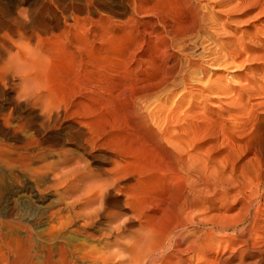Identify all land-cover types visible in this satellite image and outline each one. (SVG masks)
Listing matches in <instances>:
<instances>
[{"label":"bare ground","instance_id":"bare-ground-1","mask_svg":"<svg viewBox=\"0 0 264 264\" xmlns=\"http://www.w3.org/2000/svg\"><path fill=\"white\" fill-rule=\"evenodd\" d=\"M11 1L14 2L15 0H11ZM43 1H45V0H43ZM50 1H55V0H50ZM56 1L58 2V4H61L60 0H56ZM75 1H76L75 5H73L71 3L70 6L68 5L66 7H64L62 5L57 7V6H55V4L53 6H52V4H50L51 7L50 6H48V7H50L52 9V12H53V13H51L52 17H50V19L46 22H41L42 23L41 25L36 24L37 27L33 28L34 30H32L30 28L31 29V30H29L30 34L23 35L22 32H21L22 34L20 32H18V34L12 35L14 31H12L13 25H10L11 23L9 25L12 27H10V26L1 27L0 26L1 27L0 28V141L2 143L0 145V147H1L0 151H1V153H2V151H5L6 153L4 152L3 154L4 155L7 154L8 156H10L11 157V158H9L10 162L13 164H11L9 162H7V163L1 162V163L7 164L5 166H8V163L10 166L16 165V167L19 169L18 171L16 170L17 175L19 174V176H20V173H18V172L25 173V171H28L29 169H30V171L33 170L35 172V171H38L42 168H45V169L47 168V167H45L47 163L45 164L43 162L45 159L42 160V156L45 152L42 153L43 151H38V149H37L38 146H36V144H40L42 142L41 143L42 145L46 144V145L51 146L52 143H54V145L55 144L67 145L69 142L75 143V144L77 143V145H80V147L83 151V155L85 156V159H84L85 163H83V164L91 165V164H94L96 162H105V161L110 162L112 164L110 169H108V172L111 176V179H110L111 181L109 180V183H102L101 182L100 185H97L98 187L95 186L97 182L94 183V185L92 184L93 186H95L97 188H94V187L89 188L88 187L89 189H85L83 187L85 192H87V195H88L86 197V199L89 197V198H91V200H89V201H92V199L93 198L95 199V196H98V195H99L98 197L99 198L101 197V199H102V197H104L105 194L108 195L111 193H114V195H119L121 198L120 202L123 203V205H125V206H128V207L130 206L129 209H132L133 212H135V214L133 215L132 214L133 212L131 211V215H133L134 217H136V215H137V217L139 216L140 219L142 218V220L140 221L142 226L150 232V238H147L144 236L145 238H147L149 240L146 239V240L141 241L139 239V241H141V242L135 241L133 243H131V242L125 243L126 246L124 247V250H126L129 253V255L127 254L128 257L124 258L125 255L123 254L124 255L123 258L124 259L128 258V260L130 259L131 263L139 264L135 260H138L142 254L143 255L145 254V252H147L146 254L148 255V254H150V251L151 252L153 250L155 251V249L162 250L160 247L163 243L164 244L166 243L167 239L164 240L166 238V236L170 235V237H172L171 234L174 233L175 235L173 234L174 236L172 238H174L175 240H171L170 245H169V251H168V253H166V255H162L159 258L156 257V259L157 258L158 259L155 262H154V260H152L153 259L152 256H150L151 259L150 258H148V259H150L152 262H149L150 260H148V259H145L144 262H146V260H148V264H150V263H154V264H196L198 262V260L196 263L193 261V258H194L193 254L195 252L201 251L200 250L201 245L199 246L201 241L199 243V240L197 237L198 234L197 235L195 234V232H196L195 226H197V224L194 223L193 221H189L187 219L185 220V219L181 218V214L183 213L185 207L187 208L188 206H191L193 203H195V200H198L197 197H199L200 193H199V189H197L198 185H199L197 180L199 181V179H196L197 178L196 175L198 174V172H200L199 173L200 176L199 175L198 176H199V178H201V176L204 177L203 176L204 174L201 175L203 172L201 173V171H199V170H198V172L194 171L196 169L195 165L193 163H191L190 161L184 160V158H182L183 156H179L178 154H176V156H174L172 158L166 156L167 159H166V157L164 159L163 155L166 152L163 151V154L160 153L161 150H165V149L161 148L162 146L164 147V143H163L164 140H163V136H162L163 134H160L159 133L160 131L157 130L155 125H157L158 121L155 124V119H154V115L157 116L156 115V111H157L156 105H158V104L154 105L148 111L149 105L147 106V104L145 103L146 101L148 102L149 100H150V102L153 101L151 99L155 98L156 95L159 94L160 89L164 91V92L162 91L164 94H165V90L168 91L169 95L171 93L170 92L171 88H173L171 85L172 84L174 85V83H173V81L171 82V80L169 81V79H170V75H173L172 74L173 72H171L172 67L169 66L168 61L170 60V64H172V63H175L174 59L172 58V54L168 53V54H170V56L167 57L168 61L166 60L167 66H166V69H164L165 73L163 72V69L160 67L162 70V73H163V75H161V77L163 76L162 78H159L160 77V76H158L159 72L157 74V70H160V69H158V67H159L158 66V62H159L158 60L160 58V55L164 57V56H166L167 52H169V51L172 52L176 48V47L174 48V45L175 44L177 45V43H178L177 38L181 37V32H179V31H180V28L182 26V22L180 25L179 24L180 22L179 23L177 22L178 19L176 21V17L174 18L175 21L179 24V25L178 24L177 25L180 26L179 29H178V27H176L179 31H177V29H174V28L171 29L174 26L171 27V25H170L171 23L165 24L166 21H164L165 19L163 18V20H162V21H164L163 26L165 27V29H168V27H169V29L167 31H165L164 27H163V29H161L162 28L161 26L156 25V26H158L159 29H161V32H159V30H158L156 33L155 32L157 30L156 27H155L156 28L155 31L153 29L151 31L150 26L148 28L150 31H144L143 30L141 32L140 30H138V33H135L136 31L133 32L131 30L130 31L124 30L121 32V29H120V31L118 32L117 29L119 30V28L125 27L126 25H129V27H130V24H133V23L135 24V22L138 19L137 20H134V19L136 18V16H138V14L141 15V13H142V15H143L144 13H146L148 15L147 9H150V7H149L150 4L148 6L149 8H146L147 6H144V0H121V1H118L117 4H115V6L113 5L109 9H108V7H109L108 6L107 7V9H108L107 14H106V11H105V14H103V13L100 14L97 11L95 12L92 8L93 6L97 5L100 2V0H99V2H96L97 0L94 1L97 4H95V3L93 4L92 0H78V1L75 0ZM110 1H108V2H110ZM166 1H168V0H166ZM171 1H170V4H171ZM183 1H185V0H183ZM186 1L188 2V0H186ZM34 2H37V1H34V0H16L15 1L16 5L14 7H13L14 4L11 5L10 9H12L11 11H13L18 16H21V13L18 14V12L17 13L15 12L18 5H21V6L26 5L27 8L25 11H27L31 7L32 8H34V7L40 8V6H35ZM40 2H41V0H40ZM40 2H39V4H40ZM101 2H102V0H101ZM145 2H146V0H145ZM189 2H190V6H193L194 3L191 5V1H189ZM195 2L197 3L196 0H195ZM53 3H55V2H53ZM114 3H116V2H114ZM165 3H168V2H165ZM173 3H176V2H173ZM67 4H69V3L67 2ZM111 4H113V3H111ZM163 4H164V2H163ZM170 4H169V7H170ZM186 4L188 5V3H186ZM178 5L180 6V3ZM178 5H177V7L175 5V8H179ZM183 5L184 6L182 7V11L184 12V10L187 7L185 6V4H183ZM197 5H198V3H197ZM1 6H3V4ZM46 7H47V5H46ZM59 7H60V9H58ZM173 7H174V5H173ZM195 7H197V6H195ZM6 8L7 7H5V9ZM23 8H24V6H23ZM183 8H184V10H183ZM201 8H203V7H201ZM2 9L4 12V8H2ZM97 9H99V8H97ZM155 9H156V7H155ZM172 9H174V8H172ZM189 9L186 10V13L191 11V9H190V11H189ZM199 9H200V7H199ZM104 10H106V9H104ZM164 10L166 11V8ZM177 10H179V9H177ZM37 11H39V10H37ZM37 11H35V12H37ZM43 11H44V9H43ZM154 11L156 12V10H154ZM167 11H169V10H167ZM13 12H11L12 15H15ZM27 12H30V11H27ZM170 12L171 11H169V14H170ZM175 12H176V10H175ZM175 12L172 11V13H171L172 15L171 14L170 15L173 16V13H175ZM30 13H32V12H30ZM30 13H28V15ZM48 13H50V12H48ZM159 13H161V12H159ZM165 13H164V15H166ZM176 14H175V16H178ZM184 14H182V15H184ZM188 14H190V13H188ZM22 15L24 16L25 14H22ZM28 15L26 17H28ZM160 15H162L164 17L163 14H160ZM196 15H198V14H196ZM201 15H202V13L200 14V16ZM9 16L10 15H8V18H9ZM41 16H45V15H40V17ZM166 16L168 17V13ZM191 16H192V14L189 17H191ZM114 17H115V19H114ZM116 17H119V18L124 19V20L123 21H117L119 18L116 20ZM179 17H180L179 19H181V16H179ZM194 17L195 16H193V18H189V19H191V21H193V22H196L197 20L194 19ZM19 18L17 20V17H16V21L19 22ZM33 18H35V17H33ZM33 18H31V20L29 22L27 21L25 23V26H28V27H29V25L34 26V23L38 22V21H35ZM45 18L47 19V17H45ZM168 18H170V17H168ZM186 18H188V17L186 16ZM4 19H7V17ZM192 19H194V20H192ZM198 19L202 20L201 17H199ZM7 20L9 21V19H7ZM21 20L24 21L22 19V17H21ZM26 20H28V19L26 18ZM38 20L40 21L41 19H38ZM145 20L148 21V19H145ZM156 20H158V18ZM16 21L14 20V23ZM154 21H152V22H154ZM162 21H159L157 23L162 24ZM175 21H173V23ZM184 21L185 20H183V23H184ZM187 21H188V19H187ZM187 21H185V23ZM10 22L13 23V20ZM152 22L150 23V25L152 24ZM170 22H171V20H170ZM155 23H156V21H155ZM198 23L200 24L202 22L198 21ZM16 24L19 25L21 23H16ZM188 24H190V23H188ZM135 25H134V27H136ZM196 25L198 26V24H196ZM196 25L194 26V31H196L195 30ZM200 25L198 26V28L199 27L203 28V26L202 25L200 26ZM21 26L23 28V24H21ZM146 26H148V25H146ZM184 26H187V25H184ZM189 26H192V25L190 24ZM18 27H20V25ZM129 27H127V28L129 29ZM134 27H133V30H135ZM22 28H21V31H22ZM138 28H139V26H138ZM188 28L190 29V27H188ZM170 29L172 30L173 33H171L169 31ZM18 30H20V29H18ZM184 30L186 31L185 28L183 29V32H184ZM191 30L193 31V28H191ZM166 33H168V35L170 33L171 36H167ZM25 34H26V32H25ZM186 34H184V35L186 36ZM157 35L159 37L162 36V38H161L162 49L159 48L158 45L156 46V44H155V42H159V40H160V38H159L157 41V37H156ZM152 38L153 39L156 38V41L154 42L152 40ZM151 43H152V45H151ZM181 43H183V42L180 40L179 44L181 45ZM160 45H161V43H160ZM181 50H184V49H181ZM179 51H180V49H179ZM175 57H176V54H175ZM178 57L179 56H177L176 58H178ZM162 59H166V57L162 58ZM184 60L186 61L185 58H184ZM184 60L182 59L181 61H184ZM161 61H163V60H161ZM177 61H178V59H177ZM164 63H165V61H164ZM181 63H183V62H181ZM162 64H163V62H162ZM176 64L178 65L177 62H176ZM176 64H173V65H176ZM163 65L165 66V64H163ZM169 71L171 73H169ZM174 79H175V77H174ZM168 85H170L171 87H169ZM161 86L163 89L161 88ZM161 90H160V92H161ZM172 91H174V90H172ZM171 94H173V93H171ZM165 97H166V95H165ZM156 98H158V96ZM169 99H171V98H169ZM122 104H123V106L126 105L128 107L127 109H129V112H131V114L135 113L136 116L139 118H137L136 116L133 117L132 115H128L129 117H131V116L133 117V118L132 117L128 118V119H130L129 121H131V124L128 123L126 120L127 118L123 117L124 115L121 114V113H123L122 110L124 108L122 110L120 109L121 113L118 110V107H122ZM145 104L147 107H145ZM153 104H154V101H153ZM150 107H151V105H150ZM125 109H126V107H125ZM130 109L132 111L135 110V112L132 113V111ZM157 112H159V111H157ZM135 114H133V115H135ZM139 119L143 123L141 125H143L145 127V128H140V129L144 130L143 135L141 133L142 130L140 132V130L137 128L138 127L137 124L140 123V122H138ZM135 123H137L136 124L137 127H136ZM143 126H141V127H143ZM27 132H30L31 134L33 133L31 136H33V135L36 136V138L33 140V141L36 140L35 145L31 146L29 142L27 143L25 141V139H27V137H25V135L23 133H27ZM161 133H163V132H161ZM26 135H28V133ZM28 136H30V135H28ZM27 140L29 141V139H27ZM33 141L31 140V142H33ZM8 143H12V145H10ZM9 146H12V147H9ZM39 146H41V145H39ZM46 147H48V146H46ZM75 147H78V146L75 145ZM49 148H51V147H49ZM57 148L59 149V147H57ZM67 148H69V147H67ZM160 148H161V150H160ZM73 149H74V147H73ZM78 149H80V148H78ZM62 150L67 151L68 149L63 148ZM168 150H169V152H171L170 149H167V151ZM48 152H47L48 154H50V152L53 153V151H48ZM55 152H57V151H55ZM73 152H72V154H73ZM48 154H47V156H48ZM55 154L57 156L58 152ZM55 154H52V155H55ZM67 154H69V152ZM69 155H71V154H69ZM1 156H2V154H1ZM5 156H2V158L3 157L5 158ZM44 156H46V155H44ZM68 158L70 159L71 157H68ZM7 159H5V161H7ZM55 159L58 160L57 158H55ZM63 159H65V158H63ZM71 159H73V158H71ZM50 161H51V159H50ZM52 161H54V159H52ZM41 162L43 163V165L38 164ZM73 162L74 161H72V164H73ZM52 163H53V165H55V162H50L51 165H52ZM59 163L56 164V166L59 165ZM17 164H18V166H17ZM33 165H35V166L38 165V166L33 168L32 167ZM67 165H69V164H67ZM81 165H82V163L80 161V163L77 164V166L79 168H77V166L74 168H77V171L80 172L79 169L81 168ZM83 166L84 165H82V167ZM259 166H260V164H259ZM16 167H15V169H17ZM53 167H52V169H53ZM93 167H94V169L96 168L95 165ZM58 168H59V166H58ZM63 168H65V167H63ZM63 168L61 166V169H63ZM67 168L68 167H66L64 169L67 173H64V170H63V172L59 173L61 175L58 177H56L57 175H55L58 172V171H56L53 174V176L55 175V178L52 176L53 179H51V181L56 180V182H53L54 184H52V186L49 184V186H51L52 188L54 187L55 190H58V189H60L61 185H63V183H64V185H67L68 183L72 184L75 179L80 177L79 175L81 174V172L78 173L77 171H75L76 170L75 169V170H69L71 172L70 173V172H68ZM87 168H88V166H87ZM106 168H105V171H107ZM9 169H11V168H9ZM9 169H7V170H9ZM13 169H11V170H13ZM70 169H71V167H70ZM91 169H93V168H91ZM91 169H90V171H91ZM96 169L98 170V168H96ZM87 170H89V169H87ZM41 171L44 172V170H41ZM41 171H40V173H41ZM81 171L83 173H85L83 170H81ZM52 172H54V170ZM52 172H51L50 176L52 175ZM195 172L197 173L196 175H195ZM10 173H12V172H10ZM45 173L46 172H44V174ZM109 174H107V175H109ZM248 174H249V172H248ZM17 175H16V177H17ZM23 175L24 174H22V176ZM84 175L82 174L81 176L83 177ZM13 176L14 175H12V177ZM87 176H88V174L86 175V177ZM92 176H93V174H92ZM23 177L25 178V176H23ZM38 177H40V175ZM100 177L103 178L102 176H100ZM95 178H97V177H95ZM99 179L100 178H98V181H99ZM36 180H37V178H36ZM79 180H80V178H79ZM39 181H41V180H39ZM39 181H37V182H39ZM88 181H90V180H88ZM48 182H50V181L48 180ZM107 182H108V179H107ZM40 184H42V183H40ZM43 184H45V183L43 182ZM73 184H76V183H73ZM81 184H78V185L81 186ZM87 184H88V186H91V184L89 185L88 182H87ZM87 184L85 183V186ZM261 184H264V177H258L255 174V176L252 179H250L248 177L247 180H245L240 186H238V188L232 189V190L227 188L230 191H227L226 196L227 197L233 196V194H232L233 192L241 194L243 192H246L247 190H251L252 187L259 188V186ZM38 185H39V183H38ZM36 186L37 185L35 184V187ZM45 186H47V185H45ZM49 186H47V187H49ZM19 187L21 188V186H19ZM22 187H24V186H22ZM33 187H34V185H33ZM42 187L44 190L43 185H42ZM47 187H46L45 192L48 190ZM24 188H22V189H24ZM65 188H67V190H68L67 186H65ZM77 189L78 188H76V190ZM37 190H39V189H37ZM55 190L52 192H55ZM67 190H65V191H67ZM92 190L95 191V193H93V194H95L94 196L90 195L92 193L89 194V192H93ZM200 190H202V188ZM26 191H28V189ZM40 191H42V190L40 189ZM68 191L70 192V189ZM68 191H67V194H68ZM71 192H72V190H71ZM71 192H70V194H71ZM15 193H17V192H15ZM201 194H202V192H201ZM32 195H33V193H32ZM34 195H36V194H34ZM38 195H40V193L37 194V196ZM85 195L86 194L84 193L83 196H85ZM111 195H113V194H111ZM74 196H75V198L79 197V195H78V197L76 195H74ZM74 196H72V200L74 199L73 198ZM80 196H82V193ZM69 197H70V195L68 196V199H69ZM105 198H106L105 200H107V196ZM115 198L117 199L116 196H115ZM101 199L99 201H101ZM111 199H109V200H111ZM75 200H77V199H74V201ZM79 200H80V197L78 198V202H79ZM96 200H95V202H97ZM117 200H119V199H117ZM66 201L69 202V204H70V200H66ZM87 202L85 203V201H84L85 204H87ZM101 202H99V204ZM106 202H108V201H106ZM111 202H110V204H111ZM64 203L65 202H63V204ZM72 203H74V202H72ZM81 203H82V201H81ZM115 203H113V204H115ZM85 204H83V205L85 206ZM106 205H108V204H106ZM65 206H68V205H65ZM69 206L71 208V206H74V205H69ZM91 206L93 207L95 205L93 204ZM102 206H104V205L102 204ZM118 206H119V204H118ZM120 206L122 207V205H120ZM64 207H62V208H64ZM100 208H101V206H100ZM86 209L89 210L90 207L89 208L86 207ZM86 209H83V210H86ZM67 210L70 211L68 208H67ZM83 210L81 211V209H80L81 213L80 212L79 213L81 214V216H82V212H84ZM247 210H248V207H247ZM124 211H125V209H124ZM127 211H129V210H127ZM60 212H63V211H60ZM70 212H67V213L70 214ZM72 212H74V211H72ZM57 213L58 212H56L55 214H57ZM84 213L86 214L88 212H84ZM166 213H167V215H166ZM59 214L60 213H58V215ZM63 214H66V213L63 212ZM61 216L67 217V215H62V214L59 217H61ZM169 216L171 217V220H174L173 218H175V219L178 218V220H179V218H180L178 227L177 226L172 227L173 228L172 231H171L172 225L171 224L169 225V223H167ZM84 217H85V215H84ZM183 217H184V215H183ZM74 218L76 219V217H74ZM56 219H58V218H56ZM66 219H64V220H66ZM84 219L87 220L88 218L85 217ZM61 220L63 221V219H61ZM89 220L90 219H88L86 222H88ZM130 220L132 221V219H130ZM62 221H60V223ZM69 222H70V219H69ZM80 222L83 223L84 221H80ZM86 222H84V224ZM92 222H94V221H92ZM63 223L64 222H62V224ZM66 223H67V221H66ZM66 223H65V225L67 226ZM77 223H78V221H77ZM90 223H91V220H90ZM90 223L89 224L87 223L88 227H89ZM133 223H135V221H133ZM74 224H75V222L73 223V225ZM92 226H93V224H92ZM250 226L251 225H249V227ZM80 227H81V225H80ZM65 229H68V228H65ZM146 229H144V230H146ZM86 230H87V228H86ZM248 230H250V228ZM140 231H142V230H140ZM83 232H85V231H83ZM146 236H148V235H146ZM89 238H90V236H89ZM199 239H200V237H199ZM17 241L13 240L12 244H14L15 242H17V244L20 243L19 242L20 240H17ZM22 241H24V240H22ZM28 241H26V242L28 243ZM85 241L86 240H84V242H83V240H82L83 243L77 242L76 244H79V245L72 247L73 248V249H71L72 253L70 251H67V249H63L64 252H61V253L58 251L61 255L59 254L60 256L56 260L48 259V260H50L49 264H113L114 263V262L110 263L111 259L113 260V258H110L111 257V256H109L110 253L107 252V250H110L109 244L101 243V244H103V245H101L100 242L96 243L98 240L95 241V244L91 243L93 240H91V242L88 241V243L87 242L85 243ZM122 241H125V240H122ZM238 241L240 242L238 245L236 243V240H232L228 243L227 247L224 248V250L222 248V250H223V252H221L222 258L220 257L221 260L217 259V260H219V264H262L261 258H264V246L256 247L253 244L251 245L250 240H238ZM7 242H8V240H7ZM34 242H36V241H34ZM69 242H70V240H69ZM102 242H106V241L102 240ZM126 242H127V240H126ZM4 243L6 244V242H4ZM111 243H112V240H111ZM114 243L115 242H113V244ZM129 243H131V244H129ZM167 243L169 244V241ZM167 243H166V245H167ZM2 244H3V242L1 243V245ZM61 244H63V243H61ZM63 245H68V244L64 243ZM123 245H124V243H123ZM127 245H129V246H127ZM12 246L13 245H10L9 247H12ZM41 246H42V244H41ZM70 246H72V245H70ZM117 246H119V245H117ZM115 247H112V248L115 249ZM37 248H39V247H37ZM44 248H45V245H44ZM64 248H65V246H64ZM229 248H234V249H232L230 251ZM8 250H10V249H8ZM111 250H113V249H111ZM119 250H120V248H119ZM119 250H117V251H119ZM1 251H2V249H1ZM3 251H5V250H3ZM254 251H256V252H254ZM41 252H42V250H41ZM115 252H116V250H115ZM123 252L124 251H122V253ZM219 252L217 251V253H219ZM217 253H215V255ZM112 254H113V252H112ZM116 254L115 255L113 254L112 256H116ZM163 254H165V252ZM3 255H1V256H3ZM46 255H48V254L46 253ZM118 256L116 258L117 261L121 260V262H122L121 254H120L119 260H118ZM54 257H56V256H54ZM247 257L253 258V261H248V263L247 262L245 263L244 260ZM46 258H48V257H46ZM51 258H53V257H51ZM201 258H202V255H201ZM38 259L39 258H37L36 260H38ZM124 259H123V261H124ZM141 259L139 261H141ZM202 259L204 260V257ZM202 259H200V260H202ZM21 260H23V259H21ZM195 260H196V258H195ZM234 260H236L237 262L234 263L233 262ZM5 261L7 262L6 256L3 258L0 257V262H2V264H4ZM132 261H135V262H132ZM15 262H17L16 259H15ZM38 262H39V260H38ZM40 263H43V262L40 261ZM212 263H213V261H212ZM9 264H12V263H9ZM23 264H25V263H23ZM28 264H30V262H28ZM118 264H122V263L119 262ZM206 264H207V262H206Z\"/></svg>","mask_w":264,"mask_h":264},{"label":"rangeland","instance_id":"rangeland-1","mask_svg":"<svg viewBox=\"0 0 264 264\" xmlns=\"http://www.w3.org/2000/svg\"><path fill=\"white\" fill-rule=\"evenodd\" d=\"M8 1L9 0L7 1L0 0V20H1L0 26L8 27L10 25H13L12 31H14L15 33L13 32L12 35L18 34V32L20 33L22 32L23 35L30 34L29 30L31 29L34 30L33 28L37 27V25H41L42 24L41 22L48 21L50 17H52L51 13H53L52 9L50 8L51 7L50 4H52V6L55 4V6L57 7L60 5L64 7L68 5L70 6L71 3L73 5L76 4L75 0H69L70 2L68 0H60L61 4H58L56 0L55 1L41 0V2L40 0H34V1H37V2H34L35 3L34 5L40 6V8L39 7L35 8L33 6L35 9L31 7L30 8L31 10L30 9L27 10V11L32 12L30 13V12L25 11L27 8L26 5H22V6L18 5V7L15 10L16 13L17 12L18 14L21 13V16H18L13 11H11L12 9H10L11 5L14 4L13 7L16 5L15 3L16 0L14 2H12L11 0L9 2ZM94 1L96 0H92L93 4L94 3L97 4L96 2H99V0H97L96 2ZM108 1L110 0H105V1L102 0V2L100 0V2L97 5L92 7L93 10L95 12L96 11L99 12L100 14L102 13L105 14V11H106V14H107L108 9L111 8L113 5L115 6V4H117V2L121 0H111L110 2ZM161 1L162 0H157V1L156 0H146L145 2L144 0V6H147L146 8L150 7V9H147L148 15L146 13H144L143 15L141 13L142 16L138 14V16H136V18L134 19V20L138 19L135 22V24L138 22L136 25L134 23L130 24V27L129 25H126L125 27L119 28V30L117 29V31L119 32L121 29V32L124 30H129V31L131 30L133 32L136 31L135 33H138V30L142 32L143 30L152 31L153 29L155 31L157 28V30L155 31L157 33L158 30L159 32H161V29H163L164 21H166L165 24L171 23L170 24L171 27L174 26L171 29L173 28L177 29L176 27H178L179 29L180 26L178 25L179 24L181 25V22H182L180 31L177 29V31L181 32L182 38L181 37H180L181 39L179 37L177 38L178 43L177 45L176 44L174 45V48L175 47L176 48L172 52L171 51L167 52L166 56L164 57L160 55V58L158 60L160 62V63L158 62V66H159L158 69L160 70H157V74L159 72L158 76H160L159 78H162L163 76L161 77V75H163V73H162L161 68L163 69V72L165 73L164 69H166V66H167L166 65V62L168 61L167 57L170 56V54L168 53L172 54V58L174 59L175 63L170 64V60H169L168 64L170 67H172L171 72H173L172 73L173 75H170V79H169V81L171 80V82L173 81L174 83V85L173 84L171 85L173 88H171V91H170L173 94L170 93L169 95L167 90H165V94H164L163 93L164 91L160 89L161 92L159 90V94L156 95V97L158 96V98L155 97L151 99L154 101V104H153V101L150 102V100L148 102L146 101L145 103L147 104V106L149 105L148 111L154 105L158 104L156 105V108H157V111L159 112L156 111L157 116L154 115V119H155V124L158 121L157 125H155L157 130L160 131L158 132L160 134H163L162 136L164 140L163 141L164 147L162 146L161 148L165 150H161L160 148L161 150L160 153L163 154V151L166 152L164 154L165 156L163 155L164 159L166 156L172 158L176 156V154H178L179 156H183L182 158H184V160L190 161L191 163L195 165L196 169L194 171L198 172L199 170L201 171V173L203 172L201 175L204 174L203 175L204 177L201 176V178H199L200 172H198V174L195 172V175L197 174L196 179H199V181L201 180L200 181L201 183L197 180V182L199 183L197 189H199L200 194H199V197H197L198 200H195V203H193L191 206H188L187 208L185 207L182 213L184 217L181 214V218L185 220L187 219L189 221H193L194 223L197 224V226H195V230H196L195 234L196 235L198 234L197 237H198L199 243L200 241L201 243L202 242L204 243V244L203 243L199 244V246L201 245L200 246L201 251L199 252L201 253L203 251L204 253L202 252L200 254L199 252H195L193 254L194 255L193 261L196 263L198 260L197 262L198 264H201V263L206 264V262L207 264H216V263L219 264V260H221L220 257L222 258L221 252H223L224 248H226L228 243L232 240H236L237 245L240 243L238 240H250L251 245L253 244L256 247L264 246V184H261L259 188L252 187L251 188L252 191L247 190L246 192H243L241 194L233 192L232 193L233 196L231 197L226 196L227 191L238 188V186H240L245 180H247L248 177L252 179L255 176V174L258 177H264V0H196L198 5L195 2V0H188V2L186 0L185 1L183 0L181 1L180 0H176V1L175 0L174 1L173 0L172 1L163 0L162 2ZM170 1H171V4H170ZM189 1H191V5L194 3L193 6H190ZM67 2L69 4H67ZM165 2H168V3H165ZM173 2H176L177 4ZM179 3H180V6L178 5ZM186 3H188V5ZM2 4L3 6H1ZM169 4H170V7L172 6L171 8L169 7ZM183 4H185V6L187 7V8L185 7L186 8L185 10L183 8L184 12L182 11V7L184 6ZM175 5L176 7L178 5L179 8H175ZM194 5L197 7H195ZM100 6L101 7L103 6V7L101 8ZM5 7L7 8L5 9ZM96 7L99 8L100 10L97 9ZM2 8H4V12ZM42 8L44 9V11ZM165 8H166V11L164 10ZM172 8H174L176 12ZM189 8L191 9V11ZM58 9H60V7ZM177 9H179L180 11ZM188 9L190 11L188 13L190 14L186 13V10ZM154 10H156V12ZM167 10L171 11L170 14L172 13V11H174L175 13H173V16H171L172 14L170 15L169 11ZM11 12H13L15 15H12ZM28 13L30 14L28 15ZM164 13L166 15L168 13V17L170 18L164 15ZM201 13L202 15L200 16ZM22 14H25V15L23 16ZM160 14H163L164 17ZM175 14L178 16H175ZM191 14L192 16L189 17ZM8 15L10 16L12 15V16L11 17L9 16L8 18ZM27 15L28 17H26ZM40 15H45V16H41L42 17L41 18ZM179 16H181V19H179L180 18ZM186 16L188 18H186ZM193 16H195L194 19L197 20V21L195 20L197 23L189 19V18H193ZM6 17L7 19H9V21L7 19H4ZM16 17H17V20L20 17L19 22L16 21ZM21 17L24 21L21 20ZM45 17H47V19ZM175 17H176V21L178 19L177 22L178 23L180 22L179 24L175 21L174 19ZM197 17L198 18L201 17L202 20H199ZM26 18L28 20H26ZM31 18H33L35 21H38V22L37 23L35 22L34 26H30V25L29 27L25 26V23L27 21L29 22ZM37 18L41 20L39 21ZM118 18L119 17H116V20ZM157 18L159 21H162L163 18L165 20L162 21V24L161 23L158 24L157 22L159 21L156 20ZM145 19H148V21ZM182 19L185 21H187L188 19V21L186 23L184 21L183 23ZM12 20H13V23L10 22ZM14 20L16 21L15 23H14ZM123 20L124 19L119 18L117 21H123ZM154 20L156 21L157 24L155 23ZM173 21H175L174 22L175 24L173 23ZM198 21L202 22L200 24L203 26V28L202 27H199L200 29L198 28V26L200 25ZM151 22L152 24L150 25ZM16 23L23 24V28L21 24H19L20 27L22 28V31H21V28L18 27L19 25ZM188 23H190L192 26H189L190 24ZM145 24L148 26H146ZM194 24L195 25L198 24V26L196 25L195 27L196 31H194V26H195ZM134 25L136 27H134ZM156 25L161 26L162 28L160 27L161 29H159L158 26ZM184 25H187L188 27H190V29ZM149 26H150V30L148 29ZM127 27H129V29ZM133 27L135 28V30H133ZM184 28L186 29V31L184 30L185 33L183 32ZM191 28H193V31L191 30ZM168 29H165V31H167ZM171 29L169 31L173 33ZM183 33L184 34L187 33L186 36ZM166 34L167 36H171L170 33L169 35L168 33ZM156 37H157V41L160 38L159 42H155L156 38L154 39L152 38V40L155 42L156 46L158 45V47L162 49V42H161L162 36L159 37L157 35ZM180 40L183 42L181 43V45L179 44ZM181 49H184V50H181ZM175 54H176V57L177 56L179 57L176 58ZM165 57L166 59H162ZM184 58L186 59V61L184 60ZM182 59L184 61H181ZM162 62L163 64H165V66L162 64ZM176 62L178 63V65L176 64ZM159 64L160 65L162 64V65L160 66ZM173 64H176V65H173ZM171 72L169 71V73ZM168 86L171 87L170 85ZM146 104H145V107H147ZM125 107L126 109L128 108L126 105L123 106V104H122V107H118V110L120 111V113L123 108L125 109ZM124 109L122 110L124 114L123 113L121 114L124 115L123 117L127 118L126 119L127 122L131 124V121H129L130 119L128 118H131L132 116L133 117L136 116V114L133 113L135 112V110L132 111L130 109L132 113L135 114L133 115L131 114V112H129V109H127L128 111ZM125 112L126 113L128 112L129 114L128 113L126 114ZM128 115H132V116L129 117ZM138 122L140 123L138 124L135 123V125L136 124L138 125V127L137 125L136 127L140 130V132L142 130L141 133L143 135L144 130L140 128H145V127L141 125L143 123L141 122L140 119L138 120ZM27 133L30 136L26 135ZM27 133H23L25 137L29 139V141L27 139H25V141L27 143L29 142L31 146L35 145L36 140L35 141L33 140L36 138V136L35 135L31 136L33 133L32 134L30 132H27ZM31 140L33 142H31ZM41 143L36 144V146H38L37 148L38 151H43L42 153L45 152L42 156V160L45 159L43 162L45 164L47 163L45 166L47 168L46 169L42 168L35 172L33 170L30 171V169L28 171H25V173L18 172L20 173V176L19 174L17 175V171L19 169L16 167V165H12V166L9 165V163H11L9 158L11 157L8 156L7 154H5L6 155L5 156L3 154L5 151H2V153L0 151V158H1L0 159L1 160L0 161V240H1L0 241V257L3 258L6 256L7 262L5 261L4 264H9V263L28 264V262H30V264H49L50 260H56L61 255L60 253L64 252L63 249H67V251L71 252L72 251L71 249H73L72 248L73 246L75 247L79 245V244H76L77 242L83 243L84 240H86L85 243L86 242L88 243V241L91 242V240H93L91 243L95 244V241L98 240L96 243L100 242V244L101 243L109 244L110 250H107V252L110 253L109 255L111 256L110 258H113V260L111 259L110 263L116 262L115 264H118L120 262L122 264L123 263L124 264H137V263H131V260L130 259L128 260V258L124 259L128 257L127 254L129 255V253L126 250H124V247L126 246L125 243H128V242L133 243L135 241L141 242L143 240H146L147 238H150V232L146 228H144L140 222L142 218L140 219L139 216L137 217V215H136L137 218L134 217L133 215L135 214V212H133L132 209H129L130 206L128 207V206L123 205V203L120 202L121 201L120 196L114 195V193H111L113 195L105 194V196L102 197V199L101 197L100 198L98 197L99 195L95 196V199L93 198L92 201H89L91 200V198L89 197L86 199L88 195H87V192H85L84 188L85 189H89L90 187L97 188L98 187L97 185H100L101 182L109 183L111 176L108 172V169H110L112 164L107 161L96 162L91 165L83 164L85 163L84 162L85 156L83 155V151L80 145H77V143L75 144V143L69 142L67 145H60V144L54 145V143H52L51 146L46 145V144L42 145ZM1 144L2 143L0 141V145ZM8 144L12 145V143H8ZM75 145L78 147H75ZM56 146L59 147V149ZM9 147H12V146H9ZM49 147H51L52 149ZM63 148L68 149L67 151L71 155L67 154L68 152L66 150L63 151L62 150ZM167 149H170L171 152H169V150L167 151ZM70 150L72 152L74 151L73 154L75 156L72 154ZM48 151H53V153L50 152V154H48L49 153ZM55 151L58 152L57 156L55 154L57 152ZM46 153L48 154L49 157L47 156ZM1 154L2 156H5V158L4 157L2 158ZM52 154H55V155H52ZM44 155H46L47 157ZM67 156L73 159L71 158L69 159ZM49 158L51 159V161ZM55 158H57L59 161L56 160ZM5 159H7V161H5ZM52 159H54V161H52ZM48 160L50 162H55V165H53L52 163L54 167L50 164ZM79 160L81 161L82 165L85 166V167L83 166L85 169L81 165L82 169L81 168L79 169L81 174L80 175L78 174L80 177L75 179L74 180L75 182L73 181V183H76V184L68 183L67 185H64L63 183V185H61L60 189L58 190H55L54 187L52 188L51 186L52 184H54L53 182H56V180L51 181V179H53V177L55 178V175H57L56 177L60 176L61 174L59 173L63 172V170L66 167H68L67 168L68 172H70L69 170H75V169H76L75 171H77V168L80 167L79 166L80 164L78 165L79 167L77 166V164L80 163ZM72 161H74L73 164H72ZM1 162H4V163L9 162V163H8V166H5L7 164L1 163ZM57 162L58 163L60 162V163L59 165L56 166V164H58ZM66 163L69 165H67ZM38 164L43 165L42 162ZM94 165L96 166V168H98V170L96 168L94 169L93 167ZM36 166L33 165L32 167L34 168ZM61 166L62 168L63 167L65 168L61 169ZM76 166L77 168H74ZM8 167L11 169L13 168L14 169L11 170ZM15 167L17 169H15ZM48 167L49 168L51 167V168L49 169ZM105 168L107 169V171H105ZM41 170H44V172L46 173L44 174V172H42ZM49 170L51 172L54 170L51 176H50L51 172ZM81 170H83L85 173H83ZM56 171L58 172L53 176V174ZM77 172L80 173L79 171ZM64 173H67V172L64 170ZM22 174H24L23 176H25V178L22 176ZM82 174L83 175L85 174V175L82 177L81 176ZM87 174L88 176L86 177ZM92 174L94 177L92 176ZM12 175L14 176L12 177ZM39 175L40 177H38ZM100 176H102L103 178H101ZM98 178H100L99 181H98ZM107 179H108V182H107ZM48 180L50 182H48ZM42 181L45 184H43ZM87 182L89 183V185L91 184V186H88ZM85 183L87 184L86 186H85ZM94 183H96L95 186L97 187L93 186ZM35 184L37 185L36 187H35ZM49 184L51 186H49ZM78 184H81V186ZM33 185L35 188L33 187ZM42 185L44 186V190H43ZM19 186H21V188ZM22 186L24 187L26 186V187L24 188ZM65 186L68 187V190L70 189V192L72 190L71 194L67 190V188H65ZM46 187L48 189L47 190L48 192L47 191L45 192ZM76 188H78L79 190L78 189L76 190ZM201 188L202 190H200ZM227 188H229L230 190ZM27 189L28 191H26ZM40 189L42 191H40ZM54 190L55 192H52ZM65 190L68 191V194H67V191ZM200 191L202 192V194ZM39 193L40 195L37 196V194ZM81 193H82V196H80ZM84 193L86 194L85 196H83ZM93 193H95V191L89 192L90 195L94 196L95 194ZM77 194L79 195L82 203L80 200L78 202L79 197ZM69 195L70 197L68 199ZM74 195H76L78 198H75ZM72 196H74L73 198L77 200L75 201L74 199L72 200ZM106 196H107V200H105ZM115 196L119 200H117ZM108 198L109 199L112 198V199L109 200ZM100 199L102 202L99 201ZM66 200H70V204ZM95 200L97 202H95ZM84 201L85 203L88 201L87 204H85ZM63 202L65 203L67 202L68 204L67 203L63 204ZM99 202H101L104 206H102L101 203L99 204ZM83 204H85V206ZM93 204L95 206L92 207L91 205ZM98 204L101 206V208ZM65 205H68V206H65ZM69 205H74V206H71L70 208ZM120 205H122V207ZM86 207L87 208L90 207V209L87 210ZM247 207H248V210H247ZM67 208L71 212L68 211ZM80 209L81 211L83 209H86L83 211L88 212V213L85 214L84 212H82V216H83L82 217L80 214L81 213ZM60 211H63L66 214H63V212H60ZM131 211L133 212L132 213L133 215H131ZM56 212L60 214L59 215L58 213L55 214ZM67 212H70V214H68ZM61 214L67 215V217L65 216L59 217ZM84 215L86 218L91 220V223H90V220L86 222L88 219L87 220L84 219L85 218ZM73 216L76 217V219ZM61 219H63V221ZM69 219H70V222H69ZM130 219H132V221ZM173 219L174 220H171V217L169 216L167 223H169V225L170 224L172 225L171 228L174 226L178 227L180 218L179 220L178 218L176 219L173 218ZM60 221L64 223L62 224V222L60 223ZM77 221L79 224L77 223ZM80 221H84L86 223L84 224V222L81 223ZM133 221H135V223H133ZM74 222L75 224L73 225ZM65 223L67 224V226L65 225ZM87 223L88 224L90 223L91 226L89 225L88 227ZM92 224L94 227L92 226ZM249 225L251 226L249 227ZM65 228H68V229H65ZM86 228L88 231L86 230ZM247 228L248 229L250 228L251 231L248 230ZM80 229L81 230L83 229V230L81 231ZM140 230H142L143 232ZM172 230L173 228L171 229V231ZM173 234L174 233L171 234L172 237L175 235ZM146 235H148L149 237ZM144 236L147 238H145ZM172 237H170V235L166 236L164 240L167 239L166 243L169 241V244L167 243L166 245V243L165 244L163 243L160 247L162 250L155 249V251L154 250L152 252L150 251V254L148 255L146 254L147 252H145L146 255L142 254L139 257V259L135 261L138 262L139 264H148V260L151 259L150 256H152L153 258L152 260H154L155 262L162 255H166V253H168L169 251V245H170L171 240H175ZM139 239L141 241H139ZM13 240L14 241L20 240L19 241L20 243L17 244L18 242L17 241L15 242L16 244L15 243L12 244ZM102 240H105L106 242H102ZM111 240H112V243H111ZM122 240H125V241H122ZM26 241H28V243ZM2 242L4 245L3 244L1 245ZM4 242H6V244ZM113 242L115 243L113 244ZM61 243L63 244L65 243L68 245H63ZM69 244L72 246H70ZM8 245L9 246L13 245V246L9 247ZM44 245H45V248H44ZM112 247H115V249ZM40 249L42 250V252ZM111 249H113L114 251ZM229 249L231 251L234 248H229ZM122 251L124 252L122 253ZM217 251L218 252L220 251V252L217 253ZM112 252L114 255L117 253L116 256H112L113 255ZM164 252L165 254H163ZM46 253L50 257L46 255ZM215 253L217 254L215 255ZM120 254H121L122 262L121 260H119ZM123 254L125 255L124 258H123L124 256ZM201 255H202V258L204 257V260L201 258ZM117 256H118L119 261H117L116 259ZM156 257L158 258L156 259ZM37 258H39L38 259L39 262L38 260H36ZM247 258H245L244 260L245 263L246 262L248 263V261H253V258H248V259ZM15 259L18 263L15 262ZM140 259L141 261H139ZM145 259H148V260L144 262ZM40 261L43 263H40ZM135 261H132V262H135ZM149 262H152V261L150 260ZM233 262L236 263L237 261L234 260ZM0 263L2 264V262ZM261 263L264 264V258H261ZM150 264H154V263H150Z\"/></svg>","mask_w":264,"mask_h":264}]
</instances>
